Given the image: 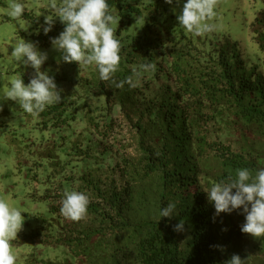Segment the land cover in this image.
I'll use <instances>...</instances> for the list:
<instances>
[{"label":"trees","instance_id":"1","mask_svg":"<svg viewBox=\"0 0 264 264\" xmlns=\"http://www.w3.org/2000/svg\"><path fill=\"white\" fill-rule=\"evenodd\" d=\"M154 1L107 0L119 17L116 83L99 79L95 103L73 104L82 138L69 143V176L43 195L50 217L28 237L57 254L30 253L26 264H226L233 254L264 264V237L241 232L242 209L216 215L206 193L238 169L264 168V0L251 24L261 66L249 69L236 43L196 46ZM148 62L156 70L142 72L138 87H117ZM64 107L46 110L53 127L75 120ZM66 190L89 196L86 218L61 214ZM168 203L179 214L159 219ZM181 220L185 231H173Z\"/></svg>","mask_w":264,"mask_h":264},{"label":"rangeland","instance_id":"2","mask_svg":"<svg viewBox=\"0 0 264 264\" xmlns=\"http://www.w3.org/2000/svg\"><path fill=\"white\" fill-rule=\"evenodd\" d=\"M21 2L25 5L24 14L20 19L13 20L6 15L11 0H0V196L22 210L21 215L25 218L23 228L18 232L17 239L12 241V245L18 252L17 264H26L30 253L43 260L53 259L57 254L54 249L42 247L34 241L29 242L28 237L32 230L40 227L39 219L50 217L48 202L43 200L45 191L65 181L69 176V143L82 138L77 128L82 114L76 109V105H80L83 98L90 104L95 103L94 97L99 90L101 78L94 65L83 66L75 62H64L61 53L51 44V39L57 37L64 28L61 27L59 18L54 17L52 29L47 34L44 33L43 28L47 27L44 17L54 15V12L46 7L49 0ZM125 2L141 7L155 1L118 0L121 5ZM184 3L186 0H179L178 4L176 0H173L172 4L161 0L160 5L168 6L173 15L170 19L172 24L180 25L177 16ZM260 8L259 0H219L215 21L218 27L215 31L197 36L181 27L196 46L204 49H208L210 42L228 38L237 44L246 68H260L261 55L251 32V24ZM112 14L117 16V6ZM131 27H136L141 33L139 23H133ZM20 38L35 43L39 51L47 53L41 71L47 72L54 78L57 87L63 89L61 102L67 105L64 107V116L69 118L70 113L75 120L65 121L62 127L56 128L52 126L53 116L45 113L50 106L38 117H33L23 111L18 101L4 100V93L13 78L21 75L27 85L34 75V69L18 64L11 57L12 47ZM56 157L60 160V165H57Z\"/></svg>","mask_w":264,"mask_h":264},{"label":"clouds","instance_id":"3","mask_svg":"<svg viewBox=\"0 0 264 264\" xmlns=\"http://www.w3.org/2000/svg\"><path fill=\"white\" fill-rule=\"evenodd\" d=\"M165 3L172 4L173 0H165ZM218 4L219 0H186L177 21L189 33L204 36L218 27L215 22ZM46 7L54 15L44 17V24L47 25L43 28L45 34L52 29L54 17L65 25L64 30L51 39L62 60L83 66L94 65L101 80L116 83L114 74L119 70L122 49L116 35L119 17L112 14L107 0H49ZM24 11L25 5L21 0H11L6 15L18 20ZM11 57L18 64L30 66L35 71L27 85L21 75L13 78L4 93V100L18 101L23 111L33 117H38L48 106L61 103L63 89L57 87L54 78L47 72L41 71L47 53L39 51L35 43L20 38L12 47ZM155 70L154 63H143L134 69L135 79L129 76L117 87H122L124 83L132 88L138 87L141 73H154ZM206 193L216 215L242 209L245 221L241 232L254 238L264 237V168L258 169L255 175L248 168L238 169L235 178L230 176L227 181L214 183ZM89 203L90 198L84 192L66 190L60 212L69 220L80 221L86 218ZM176 208L175 203H168L160 210L159 219H171L178 215ZM21 213L20 208L0 196V264H17L18 252L14 250L12 241L17 239L18 232L23 228L25 218ZM173 231H185V222H178ZM226 264H244V260L233 254Z\"/></svg>","mask_w":264,"mask_h":264}]
</instances>
